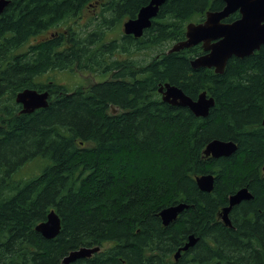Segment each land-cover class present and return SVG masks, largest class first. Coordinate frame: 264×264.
I'll use <instances>...</instances> for the list:
<instances>
[{
	"label": "trees",
	"instance_id": "obj_1",
	"mask_svg": "<svg viewBox=\"0 0 264 264\" xmlns=\"http://www.w3.org/2000/svg\"><path fill=\"white\" fill-rule=\"evenodd\" d=\"M7 1L0 15V264H62L70 252L98 246L72 264H264V46L231 58L222 75L192 70L200 45L135 57L185 40L188 23L224 4L169 0L134 39L109 35L150 0ZM96 6L90 29L72 27ZM53 70L105 80L73 90L39 80ZM165 83L193 100L206 92L214 99L208 117L163 103L157 90ZM25 89L47 91L48 106L21 114L15 98ZM212 140L232 141L237 152L203 156ZM30 163L38 174L20 178ZM206 174L215 178L211 193L195 183ZM244 187L252 199L232 208L228 227L220 212ZM181 203L189 208L164 227L160 211ZM51 210L61 230L46 240L35 227ZM189 236L197 243L175 262Z\"/></svg>",
	"mask_w": 264,
	"mask_h": 264
},
{
	"label": "water",
	"instance_id": "obj_2",
	"mask_svg": "<svg viewBox=\"0 0 264 264\" xmlns=\"http://www.w3.org/2000/svg\"><path fill=\"white\" fill-rule=\"evenodd\" d=\"M169 0H150L141 7L134 19H128L122 24L123 33L136 39L142 37L145 30L151 27V21L156 18L159 9ZM224 4L219 11H207L204 21L198 24L189 23L185 27V40L175 43L167 53L193 48L200 45L202 54L190 61L192 70L213 69L215 74L222 75L227 62L231 58L244 59L251 56L264 46V0H218ZM7 0H0V15L8 6ZM234 13L240 15L233 22H225ZM163 103L176 108L188 109L195 118L206 119L214 107V99L202 92L193 100L174 85L165 83L158 88ZM49 93L25 89L18 93L15 102L19 104L21 114L29 115L48 106ZM112 113L114 111L112 110ZM264 128V118L262 120ZM237 152V145L221 140L210 141L203 150V156L212 159L230 158ZM264 175V165L262 167ZM215 178L212 174L195 178L198 189L203 193H211ZM252 199L246 187L237 190L228 197V205L220 212L222 222L230 227L228 215L233 207ZM189 207L186 204L172 205L162 209L159 213L164 227L176 221L178 216ZM61 230V223L56 213L51 210L46 220L35 227V231L46 240L55 239ZM197 243L194 236H189L187 243L173 254L175 262L181 253L187 252ZM100 251V247H81L66 255L62 264H72L78 260L90 258ZM198 264V263H191Z\"/></svg>",
	"mask_w": 264,
	"mask_h": 264
},
{
	"label": "rangeland",
	"instance_id": "obj_3",
	"mask_svg": "<svg viewBox=\"0 0 264 264\" xmlns=\"http://www.w3.org/2000/svg\"><path fill=\"white\" fill-rule=\"evenodd\" d=\"M100 11V9L96 7H88V9H85L80 17L74 21V24H71L73 28L82 27V29L89 28L90 29V22L92 19L96 16V14ZM189 24V23H188ZM58 30H63V26L59 27ZM123 29L122 25L117 27L116 31L113 34H110L109 37L113 38H120L121 35H123ZM47 34H43L40 37H38V41L44 37H46ZM174 44H167L166 46L153 50V51H147L146 53H140L136 54L135 57L137 59H150L155 55L157 51L164 50L165 52H168ZM41 82H54L58 85L64 86L68 90L76 89L80 86L82 87H88L91 86L97 82L105 80V77H102L96 73H92L90 71H59V70H53L45 73L42 77L39 78ZM148 165L153 164L152 159L149 161L147 160ZM152 166V165H151ZM39 170L36 165V163H30L23 167L19 173L20 178H28L30 176H33L35 174H38ZM159 205V204H157ZM156 206V205H155Z\"/></svg>",
	"mask_w": 264,
	"mask_h": 264
},
{
	"label": "flooded vegetation",
	"instance_id": "obj_4",
	"mask_svg": "<svg viewBox=\"0 0 264 264\" xmlns=\"http://www.w3.org/2000/svg\"><path fill=\"white\" fill-rule=\"evenodd\" d=\"M239 17H240V15H239ZM143 36V35H142ZM132 37V36H131ZM134 38V37H133ZM134 39H136V38H134Z\"/></svg>",
	"mask_w": 264,
	"mask_h": 264
},
{
	"label": "bare ground",
	"instance_id": "obj_5",
	"mask_svg": "<svg viewBox=\"0 0 264 264\" xmlns=\"http://www.w3.org/2000/svg\"><path fill=\"white\" fill-rule=\"evenodd\" d=\"M189 111V110H188ZM207 175V174H206Z\"/></svg>",
	"mask_w": 264,
	"mask_h": 264
}]
</instances>
